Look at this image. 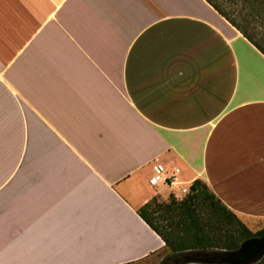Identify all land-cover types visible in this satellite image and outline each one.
Returning <instances> with one entry per match:
<instances>
[{"label":"crops","instance_id":"0c3cea01","mask_svg":"<svg viewBox=\"0 0 264 264\" xmlns=\"http://www.w3.org/2000/svg\"><path fill=\"white\" fill-rule=\"evenodd\" d=\"M156 163L264 228V54L206 0H0V264L164 253Z\"/></svg>","mask_w":264,"mask_h":264},{"label":"trees","instance_id":"16d2710c","mask_svg":"<svg viewBox=\"0 0 264 264\" xmlns=\"http://www.w3.org/2000/svg\"><path fill=\"white\" fill-rule=\"evenodd\" d=\"M206 1L264 54V0H223L232 10L220 0ZM234 13L254 32L239 24ZM137 212L165 242L168 255L161 264H171L170 260L184 264L185 256L199 253L224 256L239 250L245 241L264 237V228L251 231L201 180L194 181L181 198L172 193L167 202L154 197ZM257 264H264V258Z\"/></svg>","mask_w":264,"mask_h":264},{"label":"built area","instance_id":"2783aa9c","mask_svg":"<svg viewBox=\"0 0 264 264\" xmlns=\"http://www.w3.org/2000/svg\"><path fill=\"white\" fill-rule=\"evenodd\" d=\"M149 184L158 188L160 185L172 189V194H176L173 189L177 188L180 196L188 194L191 184L186 183L182 179V171L178 167L167 168L163 164L156 163L152 167V175L149 179Z\"/></svg>","mask_w":264,"mask_h":264},{"label":"water","instance_id":"95a60500","mask_svg":"<svg viewBox=\"0 0 264 264\" xmlns=\"http://www.w3.org/2000/svg\"><path fill=\"white\" fill-rule=\"evenodd\" d=\"M264 258V237L245 241L239 250L222 256V264H256Z\"/></svg>","mask_w":264,"mask_h":264},{"label":"rangeland","instance_id":"374dc122","mask_svg":"<svg viewBox=\"0 0 264 264\" xmlns=\"http://www.w3.org/2000/svg\"><path fill=\"white\" fill-rule=\"evenodd\" d=\"M220 2H222L223 4H225L223 2V0H220ZM225 6L227 7V10H232V8L230 7L231 6L230 4H225ZM234 9L239 10L240 8L239 7L238 8L235 7ZM233 17L238 21L239 24H241L243 27H246L250 33H253L254 32L253 29L251 28V26H248L247 23L243 20V18L238 15V13H234V16ZM259 29H260V31H262L261 28H259ZM175 189L178 190L177 188H175ZM179 194H180V192H179ZM162 195L164 197H167L168 196V192L167 193H163ZM178 198H181V196H178ZM255 232H257V230L254 231V233ZM167 255H168L167 253H161L159 255L150 257L149 259H146V260H144L142 262H138V263H134V264H161L162 261H163V259H165L167 257Z\"/></svg>","mask_w":264,"mask_h":264}]
</instances>
